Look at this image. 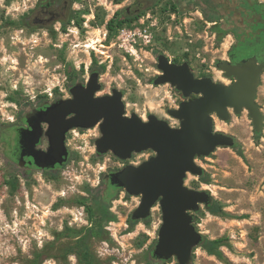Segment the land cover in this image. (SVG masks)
I'll use <instances>...</instances> for the list:
<instances>
[{"label":"rangeland","instance_id":"1","mask_svg":"<svg viewBox=\"0 0 264 264\" xmlns=\"http://www.w3.org/2000/svg\"><path fill=\"white\" fill-rule=\"evenodd\" d=\"M37 1L0 0V124L9 127L6 140L0 141V264H32L38 254L41 264H155L152 251L162 224L161 208L156 204L148 220L132 224L141 197L124 189L109 188L115 195L110 210L116 219L106 222L107 237L89 241V262L82 259L78 245L80 230L91 226L87 206L99 215L105 206L100 196L108 191L105 174L141 163L154 154L152 150L135 153L129 160L111 152L99 154L96 126L71 133L73 155L58 171L24 175L4 151L7 144H14L15 128L24 124L29 110L71 95L69 88L75 83L66 71H81L87 81L94 59L106 66L99 94L117 87L124 93L129 115L136 112L147 118L155 113L178 126L167 108L178 107L182 93L150 80L160 72L158 56L165 53L171 60L188 61L196 75L218 76L215 62L226 57L232 36L218 43L214 22L191 8L190 0L182 5L178 0H159L153 7L145 2L141 9L151 8L112 35L108 21L118 10L134 9V0H75L64 19L73 17L71 22L48 26L27 19L33 17ZM143 22L150 26L152 41L138 45L139 53L132 57L119 47L117 38L121 29ZM256 100L264 113V73ZM214 120L215 129L234 135L239 146L218 147L210 156L197 158L210 183L193 174L186 178L189 187L208 190L227 212L213 214L202 205L194 213L204 236L223 242L221 256L196 247L192 264H264V124L257 135L247 110L232 113L229 121L216 115ZM8 181H14L16 189ZM161 264L178 262L172 258Z\"/></svg>","mask_w":264,"mask_h":264},{"label":"water","instance_id":"2","mask_svg":"<svg viewBox=\"0 0 264 264\" xmlns=\"http://www.w3.org/2000/svg\"><path fill=\"white\" fill-rule=\"evenodd\" d=\"M218 67L234 81L196 77L189 62H171L165 53L158 56L161 73L150 80L154 85L170 84L182 92L178 107L167 109L179 121L178 126L155 113L147 118L136 112L129 115L121 89L115 87L112 93L99 94L103 84L100 73L94 71L86 82L71 86L70 97L27 112L30 127L19 131L22 156L30 154V162L42 168L55 167L68 158L69 130L96 126L100 130L95 140L99 154L111 152L121 160H129L135 153L152 150L154 154L148 159L113 170L108 179L128 194L141 197L132 212L133 220L149 218L159 204L162 224L152 257L192 264L194 249L204 240L194 213L214 197L208 190L189 187L186 178L188 174L205 173L197 158L210 156L218 147H235L238 141L234 135L215 129L214 116L229 121L232 113L239 115L247 110L256 132L262 131L264 124V113L256 100L264 64L252 56L234 63L220 61ZM193 94L197 97L188 99ZM44 136L48 138L47 149L37 147Z\"/></svg>","mask_w":264,"mask_h":264},{"label":"flooded vegetation","instance_id":"3","mask_svg":"<svg viewBox=\"0 0 264 264\" xmlns=\"http://www.w3.org/2000/svg\"><path fill=\"white\" fill-rule=\"evenodd\" d=\"M121 1H124V0H121ZM187 1L188 0H178V4L182 5ZM145 2H149L152 5L156 2L158 4L159 0H134V6H135L133 7L134 9H131V7L130 8L127 7L126 11H128L129 13H134L137 10L141 9ZM72 3L73 2L71 0H63L62 2L61 0H38L37 5L32 9L34 13L33 17L28 16L27 19H31L34 25H40V26H48L50 24L52 25L56 21L65 19L67 15V11L69 10V8H71ZM189 3H190L191 8L198 10V12L202 14L204 17H205L204 10H207L209 15L216 18V21H214V24L218 25L219 27H221L223 31L226 32L225 37L226 35H231L233 39L227 51L226 57H224L223 59H219L215 62V68L217 71H221V75L199 76L195 74L191 66L196 77L209 76V77H212L215 81H220L223 83H225L224 81L227 79L230 83L234 81V79L227 77L225 71L221 70L218 67V63L220 61H228V62L234 63V62L242 61L252 56H256L258 59V62L264 64V1H259V0H190ZM216 38H217V34H216ZM172 61L176 63H183V62H177L175 60H171V62ZM94 71H97V70L92 69L90 74ZM160 73L161 72H159V74ZM263 73H264V70L262 74ZM84 82H86L85 79H84ZM70 88H69V91H70ZM176 91H179V90L176 89ZM107 93H112V90L111 92H106L103 94H107ZM195 97H197V95L193 94L188 99H192ZM49 104L50 103L43 102V103H40L39 106H37L36 108H40V109L45 108ZM46 126L47 125H45V127ZM29 127L30 125L25 115L24 124L15 128L14 144L12 145L7 144L8 147L7 148L4 147V149L6 148L4 151L5 157L9 161L14 163L19 169L24 171V175H28L34 171H45V172L58 171L64 165H66L68 161H70L73 155V151L68 144V140H69V136L71 135L72 129L69 130V132L67 133V137H66V144L69 148V155H68L67 160L63 162L62 164H57L55 167L42 168L36 165L35 163L30 162V159L33 158V156H31L30 154H25L24 156H22V148L19 145V131L21 129H26ZM73 129H76V128H73ZM77 129L81 130L82 128H77ZM236 144H238V141L236 142ZM48 145H49L48 138L44 136L42 137L37 147L42 148V149H47ZM22 161L24 162L23 164H22ZM112 171H109L104 176V181L106 183L107 188L108 189L117 188V189L122 190L123 188L112 185L110 180L108 179V174H110Z\"/></svg>","mask_w":264,"mask_h":264},{"label":"trees","instance_id":"4","mask_svg":"<svg viewBox=\"0 0 264 264\" xmlns=\"http://www.w3.org/2000/svg\"><path fill=\"white\" fill-rule=\"evenodd\" d=\"M74 2L75 0H71ZM157 2L152 4L151 6H156ZM147 8L144 9H139L134 13H129L128 11L124 10H118L115 15L108 21L107 23V29L109 30V34H115L116 31L128 24H131L135 20H137L145 11ZM204 14L206 19L208 21L214 22L216 21V18L209 15L207 10H204ZM73 17H70L67 21L63 20V23L66 25L69 22H71ZM78 24H81L78 20L76 21ZM213 29L217 34V42L221 43L225 37L226 32L221 29L218 25H213ZM92 69H96L100 74L103 73L106 69V66L103 64H99L96 59L93 61ZM67 76L70 80H72L74 83L78 81H84L82 77V72L77 71L75 69H68L67 71ZM16 99H13V101ZM12 126V125H11ZM10 126V127H11ZM8 126L4 127L0 124V141L4 142L6 140V135L8 132ZM256 132V131H255ZM257 135H259V132H256ZM239 144H236L234 148H237ZM200 180L204 183H210V177L209 174L205 171L204 174L200 176ZM10 183V186L12 189H16V185L14 181H8ZM109 189L103 190L100 192V196L102 201L105 202V206L103 210L101 211L100 215L97 214L91 206H87V210L89 213L90 221H91V226L85 227L81 229L80 231L83 233V235H80L78 239V245L80 247V255L82 259L85 262H89L91 257H90V251H89V241L93 237H100V238H105L108 235V231L105 228V224L108 221H113L116 219V215L110 210V201L114 198L115 195L109 194ZM205 209L213 214H227V212L224 210L223 205L218 202L216 199H213L210 203L205 205ZM145 220H148L145 219ZM137 222V220L131 219V223L134 224ZM223 239H209L206 236H204V240L201 243V247H203L205 250H207L211 254H215L218 256H221L222 252L219 249V246L222 245ZM157 241L153 244V249L156 245ZM152 261H154L155 264H161L164 263V261H157L152 257ZM41 255H36L35 258L32 261V264H41ZM90 264V263H89Z\"/></svg>","mask_w":264,"mask_h":264},{"label":"built area","instance_id":"5","mask_svg":"<svg viewBox=\"0 0 264 264\" xmlns=\"http://www.w3.org/2000/svg\"><path fill=\"white\" fill-rule=\"evenodd\" d=\"M150 15H148V18ZM142 20V19H141ZM156 23H153V26ZM152 41V34L150 32V26L143 25L135 28H123L120 30L117 43L120 48H122L127 54L132 57H136L139 53L138 45L145 44L148 45ZM87 45V44H86ZM79 129H72L71 133L76 132L78 134ZM123 166V165H121Z\"/></svg>","mask_w":264,"mask_h":264},{"label":"bare ground","instance_id":"6","mask_svg":"<svg viewBox=\"0 0 264 264\" xmlns=\"http://www.w3.org/2000/svg\"><path fill=\"white\" fill-rule=\"evenodd\" d=\"M97 41H100V39H98V40H94L92 43H95V42H97ZM89 46L92 47L93 44H89Z\"/></svg>","mask_w":264,"mask_h":264}]
</instances>
